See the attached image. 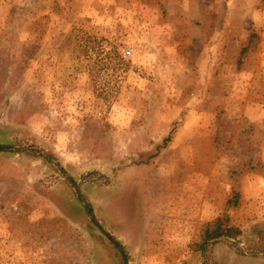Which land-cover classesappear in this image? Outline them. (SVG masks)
Returning <instances> with one entry per match:
<instances>
[{
    "label": "rangeland",
    "instance_id": "rangeland-1",
    "mask_svg": "<svg viewBox=\"0 0 264 264\" xmlns=\"http://www.w3.org/2000/svg\"><path fill=\"white\" fill-rule=\"evenodd\" d=\"M2 145L0 264H264V0H0Z\"/></svg>",
    "mask_w": 264,
    "mask_h": 264
},
{
    "label": "trees",
    "instance_id": "trees-1",
    "mask_svg": "<svg viewBox=\"0 0 264 264\" xmlns=\"http://www.w3.org/2000/svg\"><path fill=\"white\" fill-rule=\"evenodd\" d=\"M171 139V136H167V138L164 139V142H168ZM8 148V145L5 146H0V152L5 151V149ZM7 152H12L10 150H7ZM43 157V156H42ZM44 160H47L46 157H43ZM235 204V203H234ZM93 219V218H92ZM240 234V231L231 226L228 223V219L226 217L223 218H218L216 219L210 227H208L205 232H204V242H208L209 240L212 239H216L219 237H223V236H227V237H231V238H236V236ZM116 247L118 248V250L120 252H122L123 248L121 247V245H119L118 243H116ZM203 249V245L202 247H200V249Z\"/></svg>",
    "mask_w": 264,
    "mask_h": 264
}]
</instances>
